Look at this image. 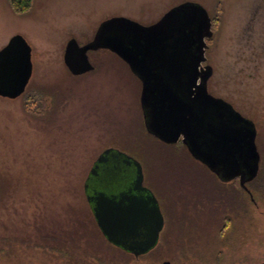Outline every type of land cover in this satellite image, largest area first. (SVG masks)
Returning a JSON list of instances; mask_svg holds the SVG:
<instances>
[{
  "label": "rangeland",
  "instance_id": "374dc122",
  "mask_svg": "<svg viewBox=\"0 0 264 264\" xmlns=\"http://www.w3.org/2000/svg\"><path fill=\"white\" fill-rule=\"evenodd\" d=\"M184 3L203 6L212 19L206 53L213 68L210 93L230 102L257 129L263 167L254 186L257 207L248 199L247 262L264 261V0H33L25 14L0 0V50L20 35L32 48L33 62L24 96L0 99V193L5 191L0 195V264H219L210 245L213 237L207 234L218 224L212 205L233 199L230 187H217L186 154L178 156L154 142L147 146L139 126L126 124L137 123L128 109L131 91L141 84L116 55L91 53L96 69L79 78L63 60L71 39L85 44L106 19L125 17L151 25ZM132 140L136 152L143 150L136 157L164 213L177 217L171 223L183 231L185 238L176 243L197 238L182 247L186 252L157 251L136 259L98 236L84 233L78 242L71 235L73 225L83 228L80 233L87 228L83 184L98 154ZM237 191L235 200L241 201ZM182 203L202 206L187 216L178 210ZM59 225L67 230L61 236L37 230ZM72 238L76 247H68ZM165 241L159 248L166 247ZM194 249L204 250L203 257ZM231 258L221 256L227 264Z\"/></svg>",
  "mask_w": 264,
  "mask_h": 264
},
{
  "label": "water",
  "instance_id": "95a60500",
  "mask_svg": "<svg viewBox=\"0 0 264 264\" xmlns=\"http://www.w3.org/2000/svg\"><path fill=\"white\" fill-rule=\"evenodd\" d=\"M212 37V19L208 11L199 4L184 3L170 9L157 23L149 27L129 18L113 17L100 25L90 43L80 45L76 39H71L66 45L63 60L69 72L78 77L95 69L89 59L90 52L108 50L125 62L142 81V108L144 110L149 108L156 84L158 101L160 100L159 110L170 126L181 127L185 120L183 113L189 112V109L193 111L194 107L182 97L179 90L177 91L178 87H183L182 89L187 92L186 98L188 93L190 94L191 102H193L191 90L197 89L201 100L210 109L232 108L223 99L208 93L207 83L213 74L212 67H206L201 76L202 83L200 86L197 85L200 77L199 68L207 61V40ZM166 41L169 42L167 50L172 52L173 57L177 55L180 44L189 47L190 73L180 70L173 79L172 75L166 77L160 73L156 74L147 66L148 61L162 50ZM32 75V48L22 36H14L0 50V97L10 100L21 97ZM230 113L236 123H243L245 128L237 138H233L227 132H221L220 138L232 146L229 149L233 148L232 150L242 155L241 158L251 163L252 171L246 181H252L257 176L260 161L256 143L257 129L253 121L233 108ZM148 129L153 132L149 125ZM178 133L180 132L173 129L170 134H161L159 137L168 144H175L180 137ZM192 148H190L192 155L196 159H201L198 149ZM108 153L110 151L105 152ZM106 157L99 156L97 163H105ZM134 167L136 168L134 186L127 193L108 195L102 189L92 194L87 191L86 193L97 226L106 240L113 246L138 257L157 245L164 226V218L156 197L143 187L144 175L141 164L134 162ZM91 175H96L95 169L91 171ZM140 193L143 195H139ZM143 231L146 234H143ZM163 264L170 262L166 261Z\"/></svg>",
  "mask_w": 264,
  "mask_h": 264
},
{
  "label": "flooded vegetation",
  "instance_id": "af4514ba",
  "mask_svg": "<svg viewBox=\"0 0 264 264\" xmlns=\"http://www.w3.org/2000/svg\"><path fill=\"white\" fill-rule=\"evenodd\" d=\"M109 19H106L103 22ZM103 22H101V24ZM154 24L144 26L149 27ZM95 34L85 44L90 43L94 39ZM168 43V41L165 42L162 47V50L157 53V55H154L151 60L148 61L147 66H149L154 73H160V75H166V77L170 74L172 75L173 79H175L174 77H176L177 73L180 70L190 73L191 59H189L188 57L190 52L189 47L187 45L180 44V51L178 50L177 55L173 57L172 52L167 50L169 45ZM102 51L109 52L108 50H99L97 52ZM97 52H90L89 55L91 53ZM90 62L94 66V62L91 60ZM207 62L208 60L206 61V63H203L202 66L199 68L200 77L197 83L198 86H200L202 83L201 76L204 74L206 67L210 66ZM127 67L133 74L134 78H136V80L140 82L141 89L139 90V88H135L131 91L132 95L130 98L132 99V106L130 107V109H128L129 113H134L132 115H129L132 117L135 116L137 123H135L134 121H126V124H130V126H139V134L143 138L142 142H144L147 146H150L149 143L151 144V142H154L166 149L173 150L175 153H177L178 156H181V154H186V157H189V159L192 161V165L197 166L200 170H203L207 174L208 178H211L213 182L217 184V187L223 188L224 190L230 187L231 191L229 195L230 198H233L234 200L228 199V201H214V205L212 206H214V209H216L215 216L218 220V224L215 226L213 232L211 234H207V236L211 235L210 237H213V242L210 245H212V247L218 254L217 261L219 264H227V259H221V256L223 255L227 258L228 256L233 257L231 258V262H228V264H248V199L250 200L251 204L257 207L258 204L254 197V186L258 182L260 177V173L263 167V158L260 155L257 176L252 181H246L247 179H249V176L252 171L250 166L251 163L249 161L247 162L246 159L241 158L242 155L240 156L238 153H236V150H232L233 148L229 149L230 147H232L230 144H226L223 140H221V132H227L233 138H237L239 137L238 134H241L242 130L245 128V125L243 123H236L235 119L230 113L232 108L234 111H238L230 102L210 93L209 81L213 76L212 74L211 78L207 83L208 93L216 98L223 99L232 108L218 110L216 109V107H213L210 109V107H208V105L206 106V103L201 100V95L199 94L197 89L191 90V100L193 101L191 102L190 94L188 93V97L186 98L187 92L182 89L183 87H178L177 91L179 90V93L182 95V97L184 99H187L188 102L192 103L194 109L193 111L189 109V112L186 113L185 111L183 113V115L185 116V120L181 127L170 126L166 118H164L163 113L159 110L160 107L158 108V103L160 100L158 101V89H156V84L154 88V96L150 101V106L149 108H146V110H144L142 108L141 103L143 87L142 81L137 75L132 72L131 68L128 65ZM94 68L96 69L95 66ZM93 72L78 76L77 78L90 75ZM174 84H176V82H174ZM26 91L24 92V94L26 93ZM155 93L157 97H155ZM24 94L21 97H23ZM21 97L15 100H18ZM0 99L10 100L2 97H0ZM120 114L121 112L118 111L117 116L120 117ZM121 123L122 122H120V124ZM148 125L153 130V132L148 129ZM173 129H175L177 132H180L177 134L180 136L177 143L168 144L159 137L161 134H170ZM131 142H133V140L122 141L120 145L121 147L109 146L103 149L98 154V157L94 161L89 175L86 178V191L92 194L93 192H98L102 189L108 195L116 196L121 193H127L129 190L133 189L136 178V168L134 167V162H139L142 166L144 175L143 187L148 189V191H150L156 197L164 218V226L162 231L160 232L158 243L152 250L138 257H136L134 254H129L134 256L136 259H140L143 257L150 256L152 254H156L157 251H163L165 254H171L175 252L176 255L179 253L186 252L187 250L183 249L182 247L188 244L193 245V240H196L197 238L193 237V240H190L191 243H187L185 240H182L183 243L181 244L176 243V241L185 238L183 231H179V229L176 226H173L171 223V221L177 220L176 214V218L174 219L169 216L167 217L164 213L161 201L157 198L154 190L151 188L149 182L147 181L148 178L147 173L145 172V168L139 161L138 157H136L140 156L143 150L139 149L140 152H136V150H138L137 146H135L136 142ZM189 147H193V150L197 148L198 154L199 156H201V159H196L190 152ZM106 151H110V153L105 154ZM102 155L107 156L106 162L103 164H98L97 160L99 156ZM93 169H95V176L91 175V171ZM232 185L235 187V189H232ZM112 187H116L117 190H110ZM236 191L240 196L241 201L235 200ZM133 194L137 195V193ZM141 194L143 195V193H140L139 195ZM199 206L202 205L200 203H182L178 204V210L185 211L186 215L189 216L190 214H193L195 211L194 209H197ZM200 229L201 231H204V228ZM229 230H233L232 233L228 232ZM143 234H146V232L143 231ZM162 239L166 240V247L164 249L159 248ZM192 252H198L197 255H199L200 257H203L204 254V250L201 249L198 251L197 249H194L192 250ZM187 254L189 256L188 252ZM256 264H264V261H261Z\"/></svg>",
  "mask_w": 264,
  "mask_h": 264
},
{
  "label": "trees",
  "instance_id": "16d2710c",
  "mask_svg": "<svg viewBox=\"0 0 264 264\" xmlns=\"http://www.w3.org/2000/svg\"><path fill=\"white\" fill-rule=\"evenodd\" d=\"M9 1H10V4H11L13 10L17 14H25V13H27L31 9L32 2H33V0H9ZM85 183H86V180L84 181V184H83V194H84V198H85V203H86L87 208L89 210V216L90 217H88V216H85L84 217L85 218V221H86V224H87V228L84 229L85 232L80 233L81 232L80 229H83V228H80V229H76L75 230V227L73 225L71 227V229H70V230H72L71 235H73V237H75L78 242H80V240H81V237L80 236L83 235L84 233L91 234L92 235L91 237H93L94 239H96L97 238L96 236H98L102 240H105L110 246L116 248L117 250L121 251L124 254L130 255L129 253L123 251L122 249L117 248V247L113 246L112 244H110L106 240V238L103 236V234L101 233L100 229L97 226L96 220L94 218V215H93L91 206H90L89 202L87 201V193H86V190H85ZM0 195H1V197H3L5 195V191H2L1 190ZM58 227L59 228H55V227L48 228V227L38 226L37 227V230L39 232H41V233H51L52 235H55V236H56V234H58L59 236H61V235L65 234L67 232V230L64 229L63 226H60L59 225ZM87 241H88L87 244H90L91 243L90 242V239H87ZM52 242H53V244L55 243L53 241V239H52ZM73 243H74V241H73V238H72L71 243H69L68 247H76L77 246V245H74ZM130 256H132V255H130Z\"/></svg>",
  "mask_w": 264,
  "mask_h": 264
}]
</instances>
